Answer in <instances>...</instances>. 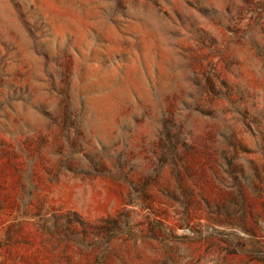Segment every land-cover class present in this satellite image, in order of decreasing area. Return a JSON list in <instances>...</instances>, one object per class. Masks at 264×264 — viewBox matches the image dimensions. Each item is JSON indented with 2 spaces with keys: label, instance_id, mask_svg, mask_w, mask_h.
Here are the masks:
<instances>
[{
  "label": "rangeland",
  "instance_id": "rangeland-1",
  "mask_svg": "<svg viewBox=\"0 0 264 264\" xmlns=\"http://www.w3.org/2000/svg\"><path fill=\"white\" fill-rule=\"evenodd\" d=\"M0 264H264V0H0Z\"/></svg>",
  "mask_w": 264,
  "mask_h": 264
}]
</instances>
